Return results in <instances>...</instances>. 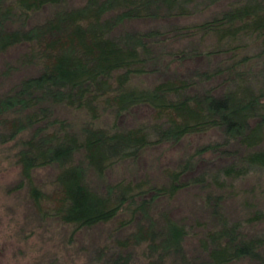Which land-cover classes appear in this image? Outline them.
<instances>
[{"label": "trees", "instance_id": "obj_1", "mask_svg": "<svg viewBox=\"0 0 264 264\" xmlns=\"http://www.w3.org/2000/svg\"><path fill=\"white\" fill-rule=\"evenodd\" d=\"M220 1L0 0V55L20 50L0 74L8 82L0 91V144L12 143L27 179L33 169L57 167L60 205L47 215L73 231L125 214L119 227L134 230L98 251L104 264H264V234L244 232L224 213V196L208 191L222 187V177L264 171V0H229L206 19L181 21ZM148 76L157 79L134 81ZM142 105L151 111L148 121L117 125ZM66 109L88 120L77 129L60 117ZM105 113L114 119L108 128L95 124ZM211 130L221 141L199 146L161 184L120 180L95 190L86 181L88 169L102 176L148 147ZM206 152L234 160L187 177ZM196 186L205 192L209 223L177 218L170 207Z\"/></svg>", "mask_w": 264, "mask_h": 264}, {"label": "rangeland", "instance_id": "obj_2", "mask_svg": "<svg viewBox=\"0 0 264 264\" xmlns=\"http://www.w3.org/2000/svg\"><path fill=\"white\" fill-rule=\"evenodd\" d=\"M83 1L70 0V4H79ZM228 1L222 0L203 13L181 21L191 23L206 19L225 8ZM153 25L147 23L142 26ZM19 51L14 49L0 55V74L5 67V62L16 59ZM198 64L197 59L195 63L184 64V67L189 68ZM251 64L255 69L261 66L258 61H252ZM140 79L134 81L148 85L157 78L148 76L143 80ZM7 83L0 75V91L7 87ZM59 113L60 117H67L77 129L88 120L82 110L66 109ZM150 116L151 111L147 106H137L116 119V123L120 128H129L138 122L148 121ZM112 121L114 122L112 115L105 113L95 124L108 128ZM221 139L220 132L211 130L203 134L185 136L175 144L164 143L151 146L145 149L136 160L122 161L109 168L102 176L88 169L86 181L95 190H102L106 185L120 180L150 179L161 184L167 181L166 173L175 169L199 146L219 142ZM11 144V142L5 145L0 144V264H104L106 256L99 261V258H96L98 251L106 245L110 247L115 240L123 239L134 230L132 226L119 227L125 214L120 212L105 223L73 231L71 223H65L56 216L47 215H51L60 205L61 192L56 183L57 167L51 165L33 169L27 179L22 175L21 166L16 163L12 155L14 150L10 149ZM227 149L232 150L234 146H228ZM233 160L230 153L217 155L206 152L197 157L195 170L187 174V177L202 171L209 174L219 172ZM222 178L224 185L210 186L208 188L210 194L224 196V213L232 221H241L244 232L253 236L263 235L264 171L255 168L241 177ZM204 193L197 186L180 191L170 202L174 216L185 217L189 222H211L208 209L201 202ZM256 214L259 215L258 219L247 222V219L253 218ZM144 260L135 258V261L133 260L130 264H139L138 261ZM232 264L251 263L244 259Z\"/></svg>", "mask_w": 264, "mask_h": 264}]
</instances>
